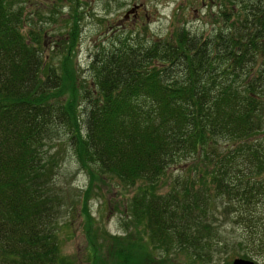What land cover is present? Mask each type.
I'll list each match as a JSON object with an SVG mask.
<instances>
[{
	"label": "trees",
	"instance_id": "16d2710c",
	"mask_svg": "<svg viewBox=\"0 0 264 264\" xmlns=\"http://www.w3.org/2000/svg\"><path fill=\"white\" fill-rule=\"evenodd\" d=\"M227 4L206 35L122 32L90 57L86 82L74 64L81 12L54 66L42 33L24 29L23 0H0V264H75L62 253L70 224L54 180L66 147L87 178L84 230L110 244L89 240V256L107 247V264H174L176 250L197 262L239 246L242 259L251 248L264 258V0ZM106 181L135 190L118 235L87 205ZM218 215L236 241H222Z\"/></svg>",
	"mask_w": 264,
	"mask_h": 264
},
{
	"label": "rangeland",
	"instance_id": "374dc122",
	"mask_svg": "<svg viewBox=\"0 0 264 264\" xmlns=\"http://www.w3.org/2000/svg\"><path fill=\"white\" fill-rule=\"evenodd\" d=\"M230 5H225V0H23L26 9L24 29L33 27L42 33L46 61L57 66L62 61L58 51L66 39L68 24L71 23L69 14H73V11L78 14L81 12L78 23L80 37L74 64L76 73L89 82L92 76L90 57L98 47L110 45L122 32L133 33L132 38L146 42L167 39L179 27L192 34L206 35L221 24L219 12L228 8L231 10ZM216 20L219 23H215ZM60 163L54 177L57 186L65 193L59 221L70 224L61 233L62 253L75 264H94L95 261H99L97 264H107L111 262L107 247L102 249L101 258L98 259L89 256L87 250L88 242L92 239L96 249L102 243L110 245L107 240L93 238L84 230L79 202L81 192L84 194L88 188L87 178L79 170L67 147L62 150ZM171 170L174 175L179 173L176 167ZM134 193V188L122 187L116 182H108L104 186L99 183V187L91 189L87 205L90 217L100 227V231L105 229L112 235L121 234L119 211L124 199ZM218 218L219 221L216 222L222 241H236L241 231L227 222L225 217L218 215ZM232 251L233 249L224 248L215 252L212 248L204 261L195 262L185 252L178 253L176 250L175 254H170V259L174 264H232L234 259H242L241 256L245 253L239 246ZM250 252L249 261L264 264V258L260 254H255L252 248Z\"/></svg>",
	"mask_w": 264,
	"mask_h": 264
},
{
	"label": "water",
	"instance_id": "95a60500",
	"mask_svg": "<svg viewBox=\"0 0 264 264\" xmlns=\"http://www.w3.org/2000/svg\"><path fill=\"white\" fill-rule=\"evenodd\" d=\"M232 264H256V263H254L253 261L246 260V259L236 258L233 260Z\"/></svg>",
	"mask_w": 264,
	"mask_h": 264
}]
</instances>
